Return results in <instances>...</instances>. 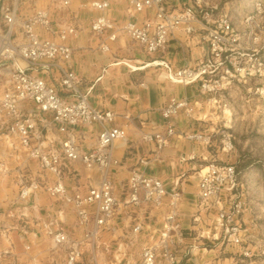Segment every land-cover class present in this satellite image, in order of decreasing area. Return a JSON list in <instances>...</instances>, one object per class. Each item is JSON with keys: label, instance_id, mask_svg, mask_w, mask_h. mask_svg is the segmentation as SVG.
<instances>
[{"label": "built area", "instance_id": "obj_1", "mask_svg": "<svg viewBox=\"0 0 264 264\" xmlns=\"http://www.w3.org/2000/svg\"><path fill=\"white\" fill-rule=\"evenodd\" d=\"M70 1L49 0L52 7L58 9L66 7ZM126 2L129 17L115 21L107 13V0H91L90 6L103 13L92 20L90 29L109 41L127 35L148 53L165 52L178 29L192 36L197 31L198 23L204 31L208 55L196 65L173 68L165 59L153 61L152 64L163 71V77L168 81L182 85L197 84L201 94L211 95L229 88L236 75L248 78L260 74V63L255 64V71L248 68L244 42H241L227 14L215 13L216 5L208 4L206 0H190L183 8L168 9L165 0ZM16 6V0H0V128L4 130L3 134L16 139L17 145L13 147L24 151L41 169L55 176L53 183L43 187L45 191L74 207L76 222L85 229L83 239H73L52 219L39 222V230L50 238L54 249H66L63 264H80L83 243L95 244L99 233L113 230L118 201L110 174L120 164L113 156V147L115 141L126 138L130 116L124 115L125 123L113 125L114 112L96 109L85 94L78 92L77 77L69 67L72 48L65 42L68 36L74 35V27L61 25L53 29L49 7L33 5L19 15ZM148 9L152 14L139 21L135 15ZM1 24L5 27L4 31ZM15 28H18L17 35L12 41L10 38ZM99 48L106 51L109 47L101 42ZM26 66L45 73L54 69L59 76V85L66 94H60L55 86L46 83L37 74L27 72ZM28 102L33 104V108L26 109L24 114L22 110ZM197 103L185 98H171L160 109L164 129L142 134L143 140L154 143V158L175 133L172 119L181 114L193 118ZM35 110L36 113H33ZM36 119L45 129L44 136L36 126ZM92 124L99 126L96 143L91 149L83 151L73 131L78 125ZM221 135L223 149L230 150L231 135L225 131H221ZM184 137L189 141L205 139L199 132H186ZM65 161H80L87 168L96 167L101 173L99 184L82 195H70L60 178V166ZM148 162L149 159L140 158L138 165L129 170L124 204L133 209L147 206L149 211L166 206L167 211L162 214L160 225L152 227L143 220H137L131 227L132 233L142 234L144 238L137 260L123 261L116 255L112 260L100 261L95 253L91 264H185L178 255L180 246L185 244L178 212L181 192L175 188L167 190L159 179L146 175L141 166ZM8 171L0 161V175ZM236 174L234 165L215 161L200 170L197 181L198 213L193 216V221H199L201 213L212 212L218 227L214 231L222 232L223 238L231 244L242 245L244 230L236 221L244 211V205L236 195ZM38 188L39 185L33 180L23 185L18 195L21 202ZM16 208L9 209L7 215L10 218H23L24 213H19ZM3 230L1 227L0 231ZM24 248L28 249L29 246L24 245ZM196 248L198 245L191 243L186 253L191 254ZM108 249L104 247L105 251ZM6 253L0 250V259ZM241 253L248 256L249 251L243 247Z\"/></svg>", "mask_w": 264, "mask_h": 264}, {"label": "crops", "instance_id": "obj_2", "mask_svg": "<svg viewBox=\"0 0 264 264\" xmlns=\"http://www.w3.org/2000/svg\"><path fill=\"white\" fill-rule=\"evenodd\" d=\"M90 1L71 0L69 5L58 9L52 7L49 0H16V11L19 15L33 5L49 7L53 29L56 30L61 25L75 28L74 35L68 36L65 42L72 48L69 67L77 77L78 92L85 94L96 109L114 112L113 125L125 123L124 115L130 116L126 138L115 141L113 147V156L120 161L119 166L110 174L113 192L118 201L113 230L99 233L95 244L83 243L80 264H91L92 255L95 253L100 261L112 260L116 255L123 261L137 260L144 238L142 234L132 233L131 227L137 220H143L152 227L160 225L161 216L167 211L166 206L149 211L147 206L133 209L124 204L129 170L138 165L140 158L149 159L146 165L141 166L146 175L159 179L167 190L175 188L181 192L182 200L178 212L186 238L178 255L185 264H190L193 257L186 253V249L192 239L187 240L185 226L186 223L192 229L199 226L193 221V216L198 213V175L207 162L213 160L212 155L206 146L194 144L184 137L186 132L196 129L199 122L196 123L182 114L172 119L175 133L155 158L154 143L143 140L142 134L164 129L160 109L171 98L204 103L207 95L200 93L197 84L172 83L163 77V71L159 67L152 64L155 60L165 59L173 68L196 65L208 55V46L203 39L204 31L198 23L197 31L192 36H187L178 29L165 52L148 53L127 35L109 41L105 36L95 34L90 29V24L103 12L92 8ZM107 1V13L113 20L123 21L129 17L126 0ZM189 3L190 0H165V7L180 9ZM151 14L152 11L148 9L135 16L140 21ZM1 29L5 30L2 24ZM17 29L11 35L12 41L16 39ZM101 42L107 43L108 50L99 48ZM25 70L42 77L46 83L55 86L60 94H66L59 85V76L54 69L45 73L26 66ZM31 108L33 104L28 102L22 112L25 114V110ZM36 126L44 136L45 129L38 119ZM98 130L99 126L96 124L78 125L74 128L75 139L83 151L94 147ZM3 131L0 128V161L9 171L0 175V228L5 229L0 231V250L7 252L1 257L0 264H63L66 249H54L50 238L39 230V222L52 219L70 237L77 240L83 239L85 229L77 224L75 209L71 204L49 195L43 188L53 183L55 176L41 169L24 151L15 148L16 139L6 136ZM60 178L70 195H82L90 187L99 184L101 173L96 167L87 168L80 161H65L60 166ZM32 180L36 181L39 188L21 202L18 197L19 190ZM13 205L19 213H24L23 218H10L7 215ZM89 210L92 208L89 207ZM200 215L201 218L213 217L212 212ZM199 232L197 230V234ZM210 232L215 241L214 246H217V240L223 239V234L218 230ZM199 236L201 235L198 234L196 238ZM200 243L199 241L197 245ZM24 245L29 248L25 249ZM104 247L109 248L108 251Z\"/></svg>", "mask_w": 264, "mask_h": 264}, {"label": "rangeland", "instance_id": "obj_3", "mask_svg": "<svg viewBox=\"0 0 264 264\" xmlns=\"http://www.w3.org/2000/svg\"><path fill=\"white\" fill-rule=\"evenodd\" d=\"M206 1L217 6L215 13H226L230 18L247 48L248 68L255 71L256 63L261 66L260 74L248 78L236 75L229 88L207 95L190 118L199 124L188 133L199 132L205 137L191 142L206 146L211 161L235 166L236 195L244 205L236 223L244 236L242 245L220 238L214 246L210 231L217 227L215 217L199 219L194 229L186 223L187 240L201 242L188 255L193 257L190 264H264V0ZM221 131L231 135L228 151L223 149ZM243 247L248 256L241 253Z\"/></svg>", "mask_w": 264, "mask_h": 264}]
</instances>
